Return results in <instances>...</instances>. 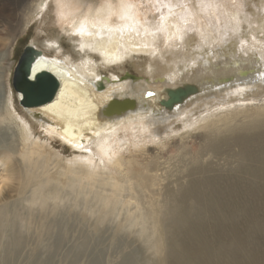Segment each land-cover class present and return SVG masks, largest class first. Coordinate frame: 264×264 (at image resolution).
Segmentation results:
<instances>
[{
    "label": "bare ground",
    "instance_id": "obj_1",
    "mask_svg": "<svg viewBox=\"0 0 264 264\" xmlns=\"http://www.w3.org/2000/svg\"><path fill=\"white\" fill-rule=\"evenodd\" d=\"M31 21L39 26L30 46L41 52L32 78L47 71L60 87L35 108H17L14 83L0 94V120L19 130L23 164L7 144L0 162L9 179H22L19 192L38 182L33 201L47 199L40 182L49 154L33 139L40 131L90 154L67 164L65 177L104 171L111 190L128 183L152 199L159 264H264V0H0L1 57ZM50 25L56 35L40 42ZM64 38L78 57H64ZM142 57L144 78L103 73ZM170 91L184 95L167 107ZM247 92L256 97L241 100ZM180 118L184 135L168 146L175 130L166 129Z\"/></svg>",
    "mask_w": 264,
    "mask_h": 264
},
{
    "label": "rangeland",
    "instance_id": "obj_2",
    "mask_svg": "<svg viewBox=\"0 0 264 264\" xmlns=\"http://www.w3.org/2000/svg\"><path fill=\"white\" fill-rule=\"evenodd\" d=\"M90 1L100 0H84L86 3ZM37 22L22 24L6 57L0 56L1 95L8 94L9 84L12 86L15 68L25 48L32 44L36 36L39 26ZM47 29L38 36L40 42L56 35L54 30H58V27L50 25ZM62 43L64 57H78L67 39L64 38ZM138 63L143 66L142 69L145 68L142 57L129 61L122 70L114 68L103 73L110 78H144ZM20 94L15 92L16 101H19ZM254 95V92H247L241 100H249L256 97ZM232 102L235 100L232 99ZM21 107L20 104L17 105L18 109H22ZM22 112L27 114L24 109ZM180 120L172 122L174 128L166 129L175 130L168 134V146L180 143V138L184 135L186 125ZM9 121L6 117L0 120V145L7 144L11 149L12 161L20 168L23 164L20 155L22 145L18 141L20 132ZM34 138L43 148L46 147L43 149L46 155L49 154L48 171L41 174L43 181H39L46 182L43 193L47 199H43L44 202L33 201L38 182L30 185L24 192H19L22 179H9L6 176L7 167L0 162V213L7 211L6 219H9L8 226L0 232V264H36L50 262L49 258H52V264H92L99 255L103 258V264H123L130 256L138 258L135 264H159V231L148 219V208L152 199H139L131 190L132 185L128 183L124 184L123 190H111L107 183L109 175L104 174V171L92 179H75L67 175L65 177L64 173L69 164L76 162L80 156L90 154L76 151L59 138L40 131L34 133ZM157 153L151 152L148 157L154 158L158 156ZM94 158L97 161V156ZM71 161L73 162L69 163ZM99 167L102 168L101 165ZM53 191L59 192L55 194ZM14 228L19 229L22 234L17 248L13 245ZM58 239L63 241L60 245L57 244L61 242ZM85 242L89 243V249L84 247Z\"/></svg>",
    "mask_w": 264,
    "mask_h": 264
},
{
    "label": "water",
    "instance_id": "obj_3",
    "mask_svg": "<svg viewBox=\"0 0 264 264\" xmlns=\"http://www.w3.org/2000/svg\"><path fill=\"white\" fill-rule=\"evenodd\" d=\"M40 55L41 52L34 47L27 46L14 71V87L17 91H21L23 98L20 104L25 108L48 104L54 100L60 87L58 80L47 71L40 72L32 78L33 65ZM183 95V91H170L168 101L162 104L171 107L181 102Z\"/></svg>",
    "mask_w": 264,
    "mask_h": 264
}]
</instances>
